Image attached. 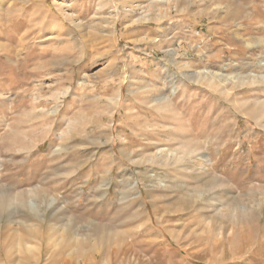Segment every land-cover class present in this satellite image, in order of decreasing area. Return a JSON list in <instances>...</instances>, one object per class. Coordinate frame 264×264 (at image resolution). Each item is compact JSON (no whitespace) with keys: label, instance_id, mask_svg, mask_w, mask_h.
Masks as SVG:
<instances>
[{"label":"rangeland","instance_id":"rangeland-1","mask_svg":"<svg viewBox=\"0 0 264 264\" xmlns=\"http://www.w3.org/2000/svg\"><path fill=\"white\" fill-rule=\"evenodd\" d=\"M176 1L0 0V264H264V0Z\"/></svg>","mask_w":264,"mask_h":264},{"label":"crops","instance_id":"crops-1","mask_svg":"<svg viewBox=\"0 0 264 264\" xmlns=\"http://www.w3.org/2000/svg\"><path fill=\"white\" fill-rule=\"evenodd\" d=\"M177 1H179V0H177ZM177 1L175 3V6H174L175 11L174 10L171 11V14H173V12H175V13H182V14L185 15V11H184L186 9L185 7H187L188 10H189L190 6L192 4V0H186L185 1L186 3H184V5H183V3H179ZM185 4L187 6H185ZM186 15H188V14H186ZM179 23L182 25V28H180V25H178V24H174V23H170V22L168 24H166L162 28L163 31H161V33H159V37L156 38L155 44L153 46L155 48H160L161 50H163L164 52L167 53V51L169 52V49L172 47V45H173L172 43L175 42V41L173 42L171 39H173V40L176 39V40L179 41L181 39L180 36L181 37L184 36L183 37L184 41L187 42V44L190 45V47H191L192 40H188L187 37H188V35L191 36V37L194 36L193 35V31H192L194 28L192 29L191 25H194L195 21L194 20H190L189 21V19H187V20H182L181 19L179 21ZM193 42H194V44H197L196 40L193 41ZM165 48H166V50H165ZM171 55L172 54H170V53L168 54L167 53L164 56V58H162V61H164V62H166V64H168L167 60L172 58Z\"/></svg>","mask_w":264,"mask_h":264},{"label":"bare ground","instance_id":"bare-ground-1","mask_svg":"<svg viewBox=\"0 0 264 264\" xmlns=\"http://www.w3.org/2000/svg\"><path fill=\"white\" fill-rule=\"evenodd\" d=\"M201 75H204V77H209V75L211 74L206 73V72H198V73L193 74V78H196V77L198 78Z\"/></svg>","mask_w":264,"mask_h":264}]
</instances>
